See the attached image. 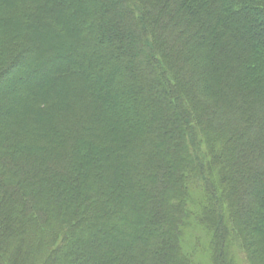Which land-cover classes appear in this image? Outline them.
I'll list each match as a JSON object with an SVG mask.
<instances>
[{"label": "trees", "instance_id": "obj_1", "mask_svg": "<svg viewBox=\"0 0 264 264\" xmlns=\"http://www.w3.org/2000/svg\"><path fill=\"white\" fill-rule=\"evenodd\" d=\"M56 2L0 0V264H264V0Z\"/></svg>", "mask_w": 264, "mask_h": 264}, {"label": "rangeland", "instance_id": "obj_2", "mask_svg": "<svg viewBox=\"0 0 264 264\" xmlns=\"http://www.w3.org/2000/svg\"><path fill=\"white\" fill-rule=\"evenodd\" d=\"M66 1V0H65ZM152 2H156V0H152ZM56 4L58 6H56L53 18L55 17L57 21L63 20L64 18L68 21V14L66 11H63L64 8L63 6L66 5L68 6V4H66V2H64V0H58V2H56ZM25 8H27V6H23ZM21 13L26 12V10H21ZM19 12V13H20ZM58 18V19H57ZM72 25L74 27H78L77 24H73ZM71 25H69L68 27H70ZM260 23L256 22V27L252 26V29L254 30V32L256 31L257 28H259ZM65 28H67L65 26ZM75 30L76 29H72V27L68 28V32L69 36L66 35V38L62 37L60 38V40L57 37H54V35L48 31V29H41L40 34L41 35H37L36 38H33V42L28 38L26 40L25 43H23L24 46H28L29 42H31L33 44V46H35V50L33 52V54H35L36 56V60L38 59H43V58H49V63L40 70H33L32 72H27L20 69V67H18V64L10 69H8V71L5 72L4 76L2 77V81L3 83L6 84V86H10V82L11 81H23L24 83L26 82V87H35L37 86V84L42 85V87L47 91V93H50L49 91H60V94L62 96V93L65 91V86L64 84H62V82H56V75L59 74V69L56 70V63L55 60L52 61V58H50V49L53 51L59 50L61 51L62 54H64L65 56L67 55H71L73 53L72 47L66 45V43L71 41H74L73 37L75 35ZM259 30V29H258ZM260 37V36H259ZM73 38V39H71ZM62 39V40H61ZM29 41V42H28ZM65 42V44H63ZM72 44V43H71ZM22 46V47H24ZM33 57V58H35ZM60 58V57H59ZM61 60V58L59 59ZM18 67V68H17ZM19 69V71H18ZM58 71V72H57ZM12 84V83H11ZM4 86V87H6ZM33 89V88H32ZM77 110V109H76ZM70 112L72 113L71 119L75 118L74 117V111L70 110ZM67 116V115H66ZM63 117V118H67V117Z\"/></svg>", "mask_w": 264, "mask_h": 264}]
</instances>
